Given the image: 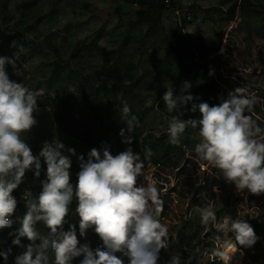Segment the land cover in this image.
<instances>
[{
  "label": "rangeland",
  "instance_id": "374dc122",
  "mask_svg": "<svg viewBox=\"0 0 264 264\" xmlns=\"http://www.w3.org/2000/svg\"><path fill=\"white\" fill-rule=\"evenodd\" d=\"M172 9H180L179 17ZM136 11V6L121 0H0V56L16 61L15 68L5 66L9 79L32 90H45L38 97V111L33 113L37 124L22 138L33 155L39 154L45 141L53 139L66 149H74L69 171L70 183L75 185L77 157L87 159L90 150L105 146L112 155L124 151L129 145L122 143L119 133L126 128L125 120L135 115L138 125L130 133V147L141 157L147 150L152 153L145 159L144 175L137 179V186L156 183L164 201L159 218L168 226V247L160 250L157 264H169L177 255L181 264L221 263L207 254L215 246L216 233L204 230L196 212L209 202L215 204L218 218L227 214L244 219L259 238V245L238 247L231 264H252L253 259L264 264V194L237 191L223 180L220 170L201 161L194 150L200 138L191 127L180 145L168 151L173 145L167 131L173 114L185 115V120L199 119L200 114L186 115L191 104L169 113L162 100L169 87L175 89L174 95H180L185 81L192 84L189 93L198 98L194 102L210 106L220 99L205 93L209 82L222 87L220 98L224 99L236 87H246L258 98L254 110L246 115L264 128V0H174L148 36V26H135ZM174 22L182 23L184 34L201 46L197 61L213 75L194 80L177 65L167 48ZM200 80L204 82L198 85ZM129 86L131 93L124 97ZM125 102L130 108L127 118L121 111ZM165 153L167 158L161 159ZM155 159L160 162L155 164ZM45 171L42 160L39 177L33 172L24 176L21 186L31 187L26 191L27 200L29 193L35 197L42 189ZM178 171L181 176H176ZM14 191L19 192V187ZM27 200L20 204L25 210ZM72 205L69 215L77 226L80 244L95 250L102 242L91 230L79 236L75 199ZM37 228L42 234L47 231L42 224ZM3 240L0 229V243ZM82 259L75 258L72 264H80ZM124 264H128L127 258Z\"/></svg>",
  "mask_w": 264,
  "mask_h": 264
},
{
  "label": "clouds",
  "instance_id": "9594fccd",
  "mask_svg": "<svg viewBox=\"0 0 264 264\" xmlns=\"http://www.w3.org/2000/svg\"><path fill=\"white\" fill-rule=\"evenodd\" d=\"M6 65L15 68L14 57L0 56V229L13 225L17 200L12 193L23 183L25 173L32 171L39 177L41 161L46 165L45 179L40 182L42 191L35 197L29 193L27 210L19 218L20 227L12 241L17 246L20 238L32 243L15 257L14 264H72L81 256L80 264H124V258L128 264H157L160 250L168 247V226L159 218L164 201L155 182L137 186V179L144 175L145 159L152 153L147 150L141 157L130 147V133L138 121L135 115L127 118V103L121 109L127 118L126 128L119 135L129 147L116 155L105 146L90 150L87 159L78 156L77 183L73 185L69 169L70 157L76 155L74 149H66L53 139L45 141L39 154L33 155L22 138L37 124L33 113L38 111V97L45 90H32L10 80ZM213 74L210 70L209 76ZM191 87L185 81L180 95H174L175 89L169 87L162 96L169 113L191 104L189 110L200 114L199 119L173 117L167 130L170 143L179 146L187 128L197 130L200 139L194 150L201 161L220 170L223 180L237 191L264 194V128L246 115L254 110L258 98L248 88L236 87L226 99L220 98L218 104L210 106L207 102H194L198 98L189 93ZM73 199L77 201L79 236L84 237L91 230L102 242L95 250L80 244L76 225L69 224L64 231ZM196 212L204 230L216 233L215 246L207 254L221 264H231L232 253L238 247L252 248L259 239L244 219L227 214L218 218L213 202L197 207ZM38 224L47 229L46 233L38 230ZM9 254L10 249L0 251L5 261ZM169 264H181L180 256L171 257Z\"/></svg>",
  "mask_w": 264,
  "mask_h": 264
},
{
  "label": "trees",
  "instance_id": "16d2710c",
  "mask_svg": "<svg viewBox=\"0 0 264 264\" xmlns=\"http://www.w3.org/2000/svg\"><path fill=\"white\" fill-rule=\"evenodd\" d=\"M121 1L125 5L137 7V11L135 12V20H136L135 26L137 25L148 26L145 36L150 35L154 31V29L158 27V25L161 23L163 14L168 10V8L166 7L164 3L165 0H121ZM169 1L171 4V2H173L174 0H169ZM26 6L30 7L32 5L26 4ZM240 7L243 8L241 4H240ZM234 8L235 6L232 7V9ZM177 10H180V9H177ZM173 29H174L173 38L171 41L168 42L167 48L169 52H171L174 55L175 60H177V65L183 70L186 76L191 77L194 80L208 77L209 71L211 69L207 67L206 65L199 64L197 61V52L200 51L201 46H199L196 42L192 41L191 36H187L184 34L182 23L174 22ZM95 42L96 41H94L93 43L95 44ZM18 50H19V45L17 44L14 47V51L17 52ZM88 50H91V49L88 48L87 51ZM214 68L216 71L219 70L217 67H214ZM167 77L171 81H173V84L175 86H179L180 83L175 82L172 79V77L168 75ZM130 89L131 87L129 86V90L127 92L126 91L124 92V95H123L124 97H125V94L131 93ZM204 91L205 93H207V95L212 96V99H215V98L220 99V93L223 92L222 87H220L215 81L209 82V84L204 87ZM189 109L190 108H188L186 115H189L191 113ZM173 116L178 119L185 120V115L181 118V117H178L177 113H174ZM144 145H146L145 141L142 142V146ZM175 148L176 147L174 145H169L168 151L171 152L175 150ZM166 158H167V154L165 153L162 155L161 159H166ZM154 162L155 164H157L158 162H160V159H155ZM31 173L32 171H27L25 173V176L30 177ZM177 173L178 174L176 176L182 175V172L180 171H178ZM19 189H20L19 192L13 191L12 193V195L16 198V200H18L23 195L22 193L26 191H30L31 187L29 185H23V186L20 185ZM41 191L42 189L38 191L37 195ZM73 208H74V205H72L71 203L69 206V209H73ZM25 212L26 210L23 209L20 204L19 205L17 204L16 210L12 216V219L14 221L12 227L1 229L4 240L0 243V251H8L10 249V254L8 255L7 261H5L2 257H0V264H14L15 257L22 254L26 250V246L32 243L28 241L26 238H20L21 240L20 246L13 245L12 243V241L16 238V230L20 227L19 218H22ZM65 220L67 221V223L63 227H64V231H67L69 224H73V225L75 224L69 214L65 217ZM210 233H215V232L210 231ZM259 244H260V241H257V245ZM255 248L257 249L258 246H256ZM212 264H215V263H212ZM252 264H258V263H256V261H254L253 259Z\"/></svg>",
  "mask_w": 264,
  "mask_h": 264
},
{
  "label": "built area",
  "instance_id": "2783aa9c",
  "mask_svg": "<svg viewBox=\"0 0 264 264\" xmlns=\"http://www.w3.org/2000/svg\"><path fill=\"white\" fill-rule=\"evenodd\" d=\"M164 3H165V5H166V7L168 8V9H170L171 8V4H170V1L169 0H165L164 1ZM173 10V9H172ZM173 14H174V16H176V17H179V15H180V11L179 10H173ZM27 198H28V195H27V193L25 192L18 200H17V204L19 205V204H21V203H24L26 200H27Z\"/></svg>",
  "mask_w": 264,
  "mask_h": 264
}]
</instances>
